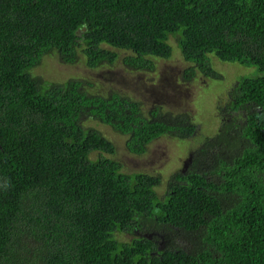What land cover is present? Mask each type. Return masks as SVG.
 <instances>
[{
  "label": "trees",
  "instance_id": "trees-1",
  "mask_svg": "<svg viewBox=\"0 0 264 264\" xmlns=\"http://www.w3.org/2000/svg\"><path fill=\"white\" fill-rule=\"evenodd\" d=\"M170 38L207 78H219L210 55L258 74L238 79L219 133L159 198L161 179L123 173L107 158L114 145L85 122L125 136L136 156L165 135L191 138L195 125L32 71L50 52L95 69L117 60L113 50L153 71L149 58L171 57ZM239 111L237 125L228 114ZM141 228L183 231L197 250L158 252ZM0 264H264V0H0Z\"/></svg>",
  "mask_w": 264,
  "mask_h": 264
},
{
  "label": "rangeland",
  "instance_id": "rangeland-1",
  "mask_svg": "<svg viewBox=\"0 0 264 264\" xmlns=\"http://www.w3.org/2000/svg\"><path fill=\"white\" fill-rule=\"evenodd\" d=\"M169 44L172 47L170 58H149L154 64L153 71L126 67L122 62L123 58L131 53L121 50H113L118 55L113 64L102 63L95 69H89L81 55L74 64H63L55 52H50L32 71L34 76L53 83L80 81L91 94H119L140 103L145 117L167 125H195L196 131L191 138L183 140L165 135L148 145L143 155L136 156L126 150L125 136L97 121L85 122L86 127L99 131L114 145L115 154L107 155V158L117 161L123 173H143L161 179L160 186L156 188L159 198L166 194L171 177L184 168L188 170L186 162L193 159L191 156L207 139L214 138L219 133L227 116V111L223 108L229 105L230 94L238 79L258 74L256 68L224 63L210 55L211 66L219 78H207L194 68V64L183 60L175 40L170 38ZM191 69L194 70V75L189 78ZM239 115L240 111L233 114L237 125L242 119ZM97 157L98 154L91 155L92 159ZM211 163L212 160L209 159L207 168H210ZM205 167L202 164L200 168L205 170ZM211 179H215V176ZM117 238L123 242L131 240V236L122 234L117 235ZM196 241L195 236H189L183 231H165L163 244L160 245L166 247L170 244L191 253L197 250Z\"/></svg>",
  "mask_w": 264,
  "mask_h": 264
},
{
  "label": "flooded vegetation",
  "instance_id": "flooded-vegetation-1",
  "mask_svg": "<svg viewBox=\"0 0 264 264\" xmlns=\"http://www.w3.org/2000/svg\"><path fill=\"white\" fill-rule=\"evenodd\" d=\"M231 115L233 117V113L228 114V116H231ZM245 117L246 116H244V118ZM189 161H187V162H189ZM146 232H147V230L145 228H141V230L136 231L135 234H136L137 237L147 238L149 241H154V243H157L159 241L157 243L158 244V252L164 251L166 249L167 246L164 247V245L163 246L160 245V244H163L164 234H162V233H160V232H158L156 230L150 231L149 233H146ZM168 246H171V245L168 244Z\"/></svg>",
  "mask_w": 264,
  "mask_h": 264
}]
</instances>
